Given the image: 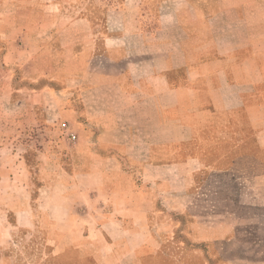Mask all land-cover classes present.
<instances>
[{
    "label": "crops",
    "instance_id": "crops-1",
    "mask_svg": "<svg viewBox=\"0 0 264 264\" xmlns=\"http://www.w3.org/2000/svg\"><path fill=\"white\" fill-rule=\"evenodd\" d=\"M51 5L0 51V264L33 231L54 263L156 264L171 244L175 264H264L263 214L193 207L207 169L264 149V0Z\"/></svg>",
    "mask_w": 264,
    "mask_h": 264
},
{
    "label": "rangeland",
    "instance_id": "rangeland-1",
    "mask_svg": "<svg viewBox=\"0 0 264 264\" xmlns=\"http://www.w3.org/2000/svg\"><path fill=\"white\" fill-rule=\"evenodd\" d=\"M152 1L161 2L163 0ZM55 2L61 3V14L76 15L88 12V14L102 16L105 9L116 4L117 0H0V51L3 53L9 44L7 33L9 25L13 26L14 35H17L20 31L19 27L27 20L28 16L37 17L53 13L55 11L52 10L54 5L51 4ZM35 128L37 126H34ZM256 147L255 155L247 156L246 152H241L239 168L222 169V172L206 170V176L202 179L203 182L196 187H200L197 190L203 195L198 196L193 201L196 212L202 215L206 222L225 220L229 218L227 215L231 214L232 210L240 218L251 217L254 214H257L256 216L264 215V149ZM249 211L251 212L250 215H248ZM46 239L47 236L41 232H19L16 233L14 240L25 243V247L21 243L20 246L13 244L11 248L6 246L4 253L9 256V250L14 251L12 252L16 257L14 264H97L92 262L90 258L80 255L75 249L70 252L71 255L68 253L59 263L49 262L47 251L41 246ZM164 250L168 253V257L164 258L162 262L151 261L156 264H175L176 259L171 261V256L180 257L182 255L183 257L184 255L182 248H171V244ZM191 250L194 252V250L199 251L200 249ZM238 250L239 248L236 249V251ZM208 251L212 255L210 264H220L215 260L216 252L210 249ZM229 251L232 252V250ZM193 256V259H190V264H200L199 259ZM229 257H231V253H229ZM81 258L84 260L79 262Z\"/></svg>",
    "mask_w": 264,
    "mask_h": 264
},
{
    "label": "built area",
    "instance_id": "built-area-1",
    "mask_svg": "<svg viewBox=\"0 0 264 264\" xmlns=\"http://www.w3.org/2000/svg\"><path fill=\"white\" fill-rule=\"evenodd\" d=\"M63 127L64 128H67L68 127V124H63ZM69 137L74 141L75 140V136L74 135H69Z\"/></svg>",
    "mask_w": 264,
    "mask_h": 264
}]
</instances>
